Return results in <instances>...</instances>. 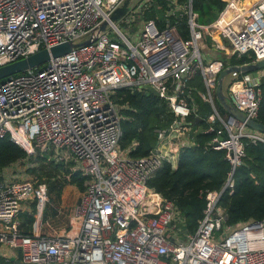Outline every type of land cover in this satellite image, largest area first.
Masks as SVG:
<instances>
[{
  "label": "built area",
  "instance_id": "2783aa9c",
  "mask_svg": "<svg viewBox=\"0 0 264 264\" xmlns=\"http://www.w3.org/2000/svg\"><path fill=\"white\" fill-rule=\"evenodd\" d=\"M124 2L0 0V67L62 43H85L0 83V138L8 136L29 156L34 149L52 148L70 176L86 178L68 227L24 235L19 216L28 203L35 205L34 218L41 217L44 190L7 174L10 167L1 171L0 259L16 258L22 264H264V222L225 225L226 210L218 204L234 188L233 172L245 156L243 139H264L232 116L221 115L215 90L218 75L229 65L201 48L208 37L225 59L263 60L264 0L245 8L227 0L216 20L205 25L192 0L129 3L127 12L113 21ZM119 24L138 25L139 30L128 33L129 38ZM196 77L202 110L192 97ZM147 87L167 103L173 118L154 130L156 144L149 154L134 158L129 148L119 146L126 106L114 95ZM262 89L264 70L232 81L225 95L256 120ZM204 104L211 106L204 132L214 134L208 145L224 152L231 169L220 191L204 194L203 217L196 232L187 235L173 203L148 188L147 181L163 162L176 167L180 150L191 146L201 129L193 122L205 111ZM168 145L172 150L166 151Z\"/></svg>",
  "mask_w": 264,
  "mask_h": 264
},
{
  "label": "trees",
  "instance_id": "16d2710c",
  "mask_svg": "<svg viewBox=\"0 0 264 264\" xmlns=\"http://www.w3.org/2000/svg\"><path fill=\"white\" fill-rule=\"evenodd\" d=\"M227 4V0H192L194 11L199 14L201 24H210L215 15L221 13ZM152 14H147L151 18ZM204 22V23H203ZM180 28L186 35L185 24ZM203 39L208 40V37ZM248 56H232L226 59V65H242L252 61ZM194 87L192 97L203 109V103L196 95L202 86L198 77L191 84ZM114 100L121 106L124 120L121 122V149H130L129 155L141 158L149 154L156 144V128H165L172 121V115L168 111L167 103L148 91H130L120 89L115 92ZM217 104V103H216ZM221 115H226L217 104ZM256 121L264 125V89L261 97ZM163 123V125H162ZM201 129L194 135L193 144L182 148L179 152L176 167L163 162L160 168L147 181L148 188L160 194L175 206L178 217L181 220L182 229L187 235H193L198 223L203 217L206 208L204 194L207 191H220L230 172V165L224 157L223 151L212 149L208 143L214 134L204 132L206 124L201 122ZM262 135V134H261ZM263 139H264V135ZM245 156L240 166L233 172L234 188L231 192L225 191L219 200V206L226 210L225 225L237 226L250 222L264 220V142L259 140L243 139ZM43 158V156L38 155ZM33 157V158H32ZM29 156L23 149L15 145L8 136L0 138V172L15 163L29 160L35 163L41 159ZM38 158V159H37ZM52 170L62 169L61 164L50 163ZM86 178L79 173L73 174L71 182L82 188ZM55 183H58L56 181ZM49 195L56 191V185H52ZM62 184L58 186L59 190ZM35 206V205H33ZM32 209L24 215V220L19 226L24 235H32V225L35 222ZM56 214L53 204L47 203L42 211L41 222L51 220ZM0 264H14L10 260L0 259Z\"/></svg>",
  "mask_w": 264,
  "mask_h": 264
},
{
  "label": "rangeland",
  "instance_id": "374dc122",
  "mask_svg": "<svg viewBox=\"0 0 264 264\" xmlns=\"http://www.w3.org/2000/svg\"><path fill=\"white\" fill-rule=\"evenodd\" d=\"M142 0H131L130 4L137 6ZM155 13L161 14L160 11L156 10ZM218 17V14L215 15V18ZM138 23V22H137ZM201 24V21L199 22ZM204 23V22H203ZM119 28L127 34V36L130 38L128 33L133 36L135 32L139 30V26L131 25L128 28L122 26L119 24ZM201 48L203 53H210L213 52V47L210 44V40H205L201 42ZM214 54V53H213ZM216 58L226 62L224 54L216 50ZM242 77L240 74H230L226 76L223 83V89L224 93L227 95V86L234 80H238ZM163 125V123H162ZM34 156L41 159L40 156H43L45 159H41L40 162L35 163V160H29L26 162L21 163H15L7 171V174L10 176H17L19 180H25V181H31L33 182L35 188H43V195L47 199V203L53 204L56 214L54 217L49 220L47 223H45L42 227L38 228L37 233L41 232L42 234H54V232H59L60 230H63L64 228L68 227L73 215V209L81 195L82 189L81 187L73 184L71 182L72 176H70V171L68 169L67 164H63V162L59 163L56 162V158L54 157L55 152L52 148H47L45 150H39L34 149ZM34 157V158H35ZM33 158V157H32ZM37 158V159H38ZM54 162L57 164H63L62 169L59 170H52L50 167V163ZM66 168V169H65ZM80 174V173H79ZM58 181V183H55ZM62 184V187L58 189V186ZM52 185H56V191L52 193V195H49L50 189L52 188ZM84 188V184L82 186ZM46 203V204H47ZM43 207L45 209L46 207ZM32 209H35L33 205H28L24 207L23 213L25 214L27 212H31ZM24 220V215L19 216V221L22 223Z\"/></svg>",
  "mask_w": 264,
  "mask_h": 264
},
{
  "label": "water",
  "instance_id": "95a60500",
  "mask_svg": "<svg viewBox=\"0 0 264 264\" xmlns=\"http://www.w3.org/2000/svg\"><path fill=\"white\" fill-rule=\"evenodd\" d=\"M131 0H125L123 5L118 8L111 19L113 21L119 20L128 10V4ZM105 29V24L102 25L101 30ZM85 43L72 45L71 43H62L60 45L54 46L49 50L43 49L38 51L37 53L19 60L15 63L8 64L6 66L0 67V83H2L5 79L10 76L23 73L28 69L37 68L43 64H45L49 59L59 57L67 54L74 47H79L84 45ZM264 70V59L257 61L255 63H248L242 65H229L224 68L217 78L216 90H215V100L216 103L223 109V111L232 116L236 121L244 124L248 129L257 132L259 134L264 135V125L257 122L256 120L249 119L245 114L237 110L234 105L227 100V97L224 93L223 83L226 76L230 74H248L254 73ZM147 91H149L154 96L158 97V93L151 87H147ZM205 111L201 112L198 117L195 118L193 125L198 126L204 119H206L211 114V106L209 104H204ZM186 233V232H184ZM10 262L14 264H22L20 260L16 258H11Z\"/></svg>",
  "mask_w": 264,
  "mask_h": 264
},
{
  "label": "crops",
  "instance_id": "0c3cea01",
  "mask_svg": "<svg viewBox=\"0 0 264 264\" xmlns=\"http://www.w3.org/2000/svg\"><path fill=\"white\" fill-rule=\"evenodd\" d=\"M233 1V3L237 6V7H248V6H251V5H253L254 3H256L257 2V0H232ZM216 20V19H215ZM213 22V21H212ZM210 44H211V41H210ZM212 46V45H211ZM213 47V46H212ZM213 49V52H210V53H204L205 55H207L208 57H211V58H216V49L213 47L212 48ZM222 52V51H221ZM214 53V54H213ZM223 53V52H222ZM224 54V53H223ZM263 137V136H262ZM173 147V146H172ZM172 147L171 146H167L166 147V151H170V150H172ZM176 163H177V159L175 160V163H174V167L176 166ZM79 199H80V197H79ZM79 199H78V201H77V203L79 202ZM76 203V204H77ZM44 210V209H43ZM42 210V211H43ZM41 216H42V214H41ZM41 218L42 217H39V218H34L35 220V222L33 223V225H32V230H31V234H42L41 232L39 233H37V230H38V228H40V227H42L45 223H47L48 221H46V222H41ZM263 222H264V220H263ZM38 231H40V230H38Z\"/></svg>",
  "mask_w": 264,
  "mask_h": 264
}]
</instances>
